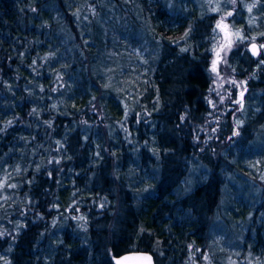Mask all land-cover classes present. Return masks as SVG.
Here are the masks:
<instances>
[{
  "label": "trees",
  "instance_id": "obj_1",
  "mask_svg": "<svg viewBox=\"0 0 264 264\" xmlns=\"http://www.w3.org/2000/svg\"><path fill=\"white\" fill-rule=\"evenodd\" d=\"M222 15L264 43V0H0V264H264V53L200 136Z\"/></svg>",
  "mask_w": 264,
  "mask_h": 264
},
{
  "label": "rangeland",
  "instance_id": "obj_2",
  "mask_svg": "<svg viewBox=\"0 0 264 264\" xmlns=\"http://www.w3.org/2000/svg\"><path fill=\"white\" fill-rule=\"evenodd\" d=\"M231 17V15H222L216 22V44L211 63V73L213 75L211 107L213 109V117H211L200 130V133H202L200 136L206 139L207 146L218 144L219 131L225 117L231 115L234 125L237 115L242 110L246 89L243 84L235 80L233 72L228 66L227 62L230 54L243 44L246 49H248V46L252 43H257L260 47L261 55L258 59H260L264 53V43L259 42L257 36L245 42L243 38L245 34L233 26ZM217 25H219V27ZM216 52L220 53L219 57H217ZM214 60L217 61L216 71H212ZM236 134L237 128L235 127L233 136ZM201 144H203V142L200 143V145ZM210 259L208 253L198 250L191 253L189 263L211 264Z\"/></svg>",
  "mask_w": 264,
  "mask_h": 264
},
{
  "label": "water",
  "instance_id": "obj_3",
  "mask_svg": "<svg viewBox=\"0 0 264 264\" xmlns=\"http://www.w3.org/2000/svg\"><path fill=\"white\" fill-rule=\"evenodd\" d=\"M248 52L253 58H258L261 54L257 43L248 46ZM114 264H156L154 256L149 252H132L119 257H114Z\"/></svg>",
  "mask_w": 264,
  "mask_h": 264
},
{
  "label": "snow or ice",
  "instance_id": "obj_4",
  "mask_svg": "<svg viewBox=\"0 0 264 264\" xmlns=\"http://www.w3.org/2000/svg\"><path fill=\"white\" fill-rule=\"evenodd\" d=\"M249 11H251V8H249ZM219 27V25H217ZM217 57H219L220 53L216 52ZM216 63L217 61H213V67H212V71H216Z\"/></svg>",
  "mask_w": 264,
  "mask_h": 264
}]
</instances>
